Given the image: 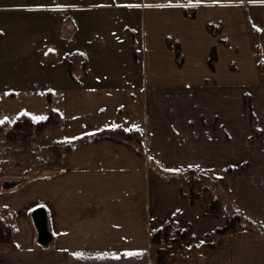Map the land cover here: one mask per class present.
I'll return each instance as SVG.
<instances>
[{
	"label": "crops",
	"instance_id": "obj_1",
	"mask_svg": "<svg viewBox=\"0 0 264 264\" xmlns=\"http://www.w3.org/2000/svg\"><path fill=\"white\" fill-rule=\"evenodd\" d=\"M169 3L187 0H141L137 4L140 30L134 29L124 41L127 63L118 83L90 81L89 45L104 37L96 36L94 26L93 32L92 26L82 28L85 21L73 30L72 43L80 45L85 38L89 42L79 52L83 69L79 66L73 73V85L61 102V121L66 137H91L92 142L66 151L59 172L51 177V197L45 200L49 217L40 211L45 216V234L40 235L34 221V227L21 222L14 231L16 248L4 254L0 264H155L150 232L166 224V230L180 234L182 246L210 239L213 247L185 264H264V158L236 163L229 157L237 151L235 140L242 132L233 124V97L218 96L219 90L250 84L242 77L244 81L236 83L230 70L235 60L243 74L255 76L244 13L264 3L203 0L190 8L144 7ZM216 24L220 32L214 35L208 27ZM212 49L214 58L209 61ZM75 73H81V79ZM204 88L216 90L209 101L210 114L204 117L210 121L208 147L203 146L196 124L205 104L198 92ZM113 124L118 125L116 129L142 133L147 161L129 141L112 140L107 130ZM175 138L180 139L177 147ZM204 151L210 155L205 163ZM190 153L195 155L192 159L187 158ZM159 154L163 158L155 156ZM184 168L225 171L230 194L224 202L260 227L259 234L216 245L213 238L221 235L213 232L224 219L204 216L188 197L181 196L180 180L161 179L154 172ZM125 251L141 255L128 258L122 255ZM74 252L84 257L76 259ZM97 253H116L121 259H96Z\"/></svg>",
	"mask_w": 264,
	"mask_h": 264
},
{
	"label": "rangeland",
	"instance_id": "obj_2",
	"mask_svg": "<svg viewBox=\"0 0 264 264\" xmlns=\"http://www.w3.org/2000/svg\"><path fill=\"white\" fill-rule=\"evenodd\" d=\"M140 1L0 0V116L6 115L12 121L0 125V263L5 261L4 254L16 248L14 231L21 222L33 225L34 221L39 226L43 225L45 216L40 212L42 210L48 212L49 217V202L45 200L51 197L50 180L59 172L58 165L66 151L71 147H82L84 141L92 142L91 137H66L61 121V102L67 88L73 85V73L79 66L83 69L84 58L79 52L83 51L84 43L89 42L85 38L83 41L81 39L80 45L72 43L73 30L85 21L87 25L84 24L82 28L88 30L92 26L90 31L93 32L94 26L96 36L101 34L104 37L97 38L89 45L90 81L118 83L127 63L128 52L124 41L134 29L140 30L142 18L136 7L128 8L125 5H137ZM57 4L64 7L56 10L54 6ZM37 5L45 7L36 10ZM244 18L255 76L247 72L243 74L235 60L230 70L235 75L236 83L244 79L250 84L243 88L236 86L232 91H218L220 99L233 97V124L238 132H242L239 135L241 138L235 140L237 151L229 154L236 163L264 158V5L249 7ZM208 30L214 35L220 32L218 24L208 27ZM168 44L174 49L172 41H168ZM80 74L75 73V77L81 79ZM214 92L216 90L209 88L198 92L205 103L203 110L198 112L201 113L199 123L196 122L204 147L210 144V121L204 117L210 114L209 101ZM22 112L42 115L48 119V123L37 128L36 124L41 121L33 122L29 116L17 115ZM248 117L251 123H248ZM16 123L19 125L15 126ZM189 125L192 126L191 123ZM107 131L114 136L112 140L132 143L143 153L140 157L147 161L146 139L140 131L135 133L130 128L129 131L120 128ZM123 133L131 137H124ZM66 138L71 142H65ZM174 142L177 147L180 139L175 138ZM127 149L134 152L132 148ZM118 150L125 152L121 147ZM155 156L163 158L160 154ZM173 156L176 158V155ZM194 156L190 153L187 158ZM209 156L204 151V163L210 160ZM154 172L161 179L172 177L180 180L181 196L192 200V204L207 217L225 219L235 214L224 202V197L230 194L225 171L184 168L178 171L155 169ZM40 197L44 198V202L40 201ZM171 230L165 229L166 234L162 237L165 264H185L194 256L204 254L211 245L209 239L201 244L182 246L179 234H173ZM3 233L6 235L3 236ZM257 234L258 229L251 222L241 221L233 231L214 236L213 242L216 245L226 244L232 239ZM151 245L155 261L156 246Z\"/></svg>",
	"mask_w": 264,
	"mask_h": 264
},
{
	"label": "snow or ice",
	"instance_id": "obj_3",
	"mask_svg": "<svg viewBox=\"0 0 264 264\" xmlns=\"http://www.w3.org/2000/svg\"><path fill=\"white\" fill-rule=\"evenodd\" d=\"M203 2V0H187V3H184V4H180V3H176V4H167V5H163V4H158V5H144V7H158V8H162V7H179V8H190V7H197L198 5H200L201 3ZM218 0H212V3L215 4L217 3ZM250 3H256V2H260V3H264V0H249ZM45 6L44 5H37L35 6V9L38 10V9H42L44 8ZM56 10H60L62 9L64 6L63 5H55L54 6ZM125 7H128V8H133V7H140V5H135V4H128V5H125ZM29 10H33V9H29ZM257 31H260L259 28H257ZM49 51H53V49H49ZM25 115V116H29L31 118V120L33 122H37V121H42L44 119H46V117L44 116H37V115H32L28 112H22V113H18L17 115ZM11 123L12 121H10L9 117L8 116H0V125L2 124H5V123ZM112 128H116L118 127V125H111ZM134 128L136 127L135 125L133 126ZM125 131H129V129H125ZM77 137H72L71 139H76ZM65 142H71V140H68L66 138V141ZM151 159V157H150ZM169 171H178V169L176 170H173V169H169ZM73 257L76 258V259H81L84 257V253L82 252H74L72 253ZM124 257H128V258H132V257H136V256H139L141 255L140 252L138 251H125L123 254H122ZM110 258V259H114V260H119L121 259V256L116 254V253H97L95 258L96 259H104V258Z\"/></svg>",
	"mask_w": 264,
	"mask_h": 264
},
{
	"label": "trees",
	"instance_id": "obj_4",
	"mask_svg": "<svg viewBox=\"0 0 264 264\" xmlns=\"http://www.w3.org/2000/svg\"><path fill=\"white\" fill-rule=\"evenodd\" d=\"M176 57H179V54L176 53ZM214 58V52H213V49L211 50V53H210V58H209V61H211V59ZM48 123V119H46L45 121H41L39 123L36 124L37 128L39 127H42L43 125H47ZM19 123H16L15 126H18ZM193 201L190 200V204H192ZM204 216H207V214H204ZM250 222L248 220H246L245 218L241 217L239 214L235 213L233 215H230L228 217H226L224 219V223L220 226V227H217L215 230H214V234L216 235H223V234H226L228 232H231L233 231L237 224L239 222ZM258 231L260 229V227L254 225ZM168 227V225H164L162 229H156V230H152L150 232V241L153 245L156 246L155 250H154V253H155V261H156V264H165L166 263V257H165V251H164V248H163V239L162 237L166 234V231L165 229ZM6 235L5 233H3V236ZM180 235V234H179ZM5 238H7V236H5ZM12 247H14V245L12 244ZM210 248H212L213 246L212 245H209Z\"/></svg>",
	"mask_w": 264,
	"mask_h": 264
},
{
	"label": "water",
	"instance_id": "obj_5",
	"mask_svg": "<svg viewBox=\"0 0 264 264\" xmlns=\"http://www.w3.org/2000/svg\"><path fill=\"white\" fill-rule=\"evenodd\" d=\"M35 224H36L37 229L39 230L40 235H44L45 234L44 223L43 225H40V226L38 223H35Z\"/></svg>",
	"mask_w": 264,
	"mask_h": 264
}]
</instances>
